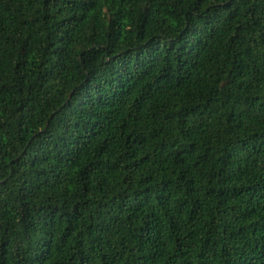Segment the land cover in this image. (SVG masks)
<instances>
[{
  "label": "trees",
  "instance_id": "1",
  "mask_svg": "<svg viewBox=\"0 0 264 264\" xmlns=\"http://www.w3.org/2000/svg\"><path fill=\"white\" fill-rule=\"evenodd\" d=\"M0 264H264V0H0Z\"/></svg>",
  "mask_w": 264,
  "mask_h": 264
}]
</instances>
